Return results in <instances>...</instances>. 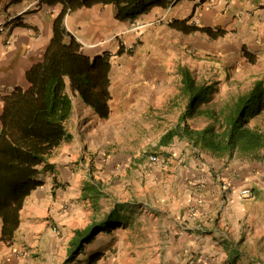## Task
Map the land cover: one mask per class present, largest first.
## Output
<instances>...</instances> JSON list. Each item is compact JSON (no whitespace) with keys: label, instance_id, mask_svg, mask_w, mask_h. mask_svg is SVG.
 <instances>
[{"label":"crops","instance_id":"1","mask_svg":"<svg viewBox=\"0 0 264 264\" xmlns=\"http://www.w3.org/2000/svg\"><path fill=\"white\" fill-rule=\"evenodd\" d=\"M167 1V8H154L134 23L117 22L111 5H95L65 17L71 42L84 55H112L111 115L106 121L99 120L77 94L67 89L74 105L67 123L72 141L61 144L49 161L55 166L51 176L58 183L70 184V177L58 172L57 167L68 164L73 154H81L90 143L97 147L111 126L120 129L127 119L131 123L136 117L148 116V110H164L169 94L179 92V66L189 68L197 81H217L221 86V75L226 71L218 69H224L231 59L244 60L243 47L255 56V65L264 60V0ZM50 3L52 0H0V97L17 86H27L25 72L41 59L52 36V21L60 11L59 5ZM173 20L224 28L229 34L217 41L198 33L184 35L168 26ZM193 52L197 60L191 59ZM1 109L0 101V113ZM159 118L165 120L164 115ZM170 128L164 129L159 139ZM141 133L146 132L142 129ZM158 144L155 151L164 158L154 152L160 163L153 164L147 156L142 166L138 165L140 175L147 177L148 171L159 174L173 156L181 162L172 170L178 184L149 198L151 205L143 203L137 219L134 212L127 213V225L112 231L111 242L101 249L104 256L97 264H124L121 260L127 249L135 253L130 264H264V157L253 159L236 153L218 159L178 138L168 145ZM122 166V171H129L125 164ZM52 178L43 177V185L25 199L12 244L0 241V264H33L15 263L9 258L11 252L23 256L25 250L35 247L39 252L64 253L70 232L61 239L54 237L51 219L38 220L39 214L31 204L33 194L52 187ZM128 189L132 194L136 187ZM243 189H250L253 197L240 195ZM61 199L59 202H63ZM129 202L132 209L134 204ZM55 216L61 225L72 221L69 213ZM133 220L141 222L135 225ZM129 227L137 232L123 243L119 239L116 242ZM137 253H141V260L136 258Z\"/></svg>","mask_w":264,"mask_h":264},{"label":"trees","instance_id":"2","mask_svg":"<svg viewBox=\"0 0 264 264\" xmlns=\"http://www.w3.org/2000/svg\"><path fill=\"white\" fill-rule=\"evenodd\" d=\"M167 0H52L60 11L52 21V36L40 60L25 72L26 87H15L0 97V241L12 244L20 225V212L25 199L43 185L39 176L51 170L53 152L71 140L67 123L73 113L77 94L97 118L106 121L111 115L110 79L111 56L103 53L94 58L84 55L65 26V17L77 10L95 5H111L119 23H134L154 8H167ZM184 35L201 34L210 41L224 38V28L188 24L187 20L168 23ZM121 52L119 48L118 53ZM242 57L250 65L256 58L245 47ZM181 77L178 96L184 109L159 139L158 145H168L175 138L185 139L194 149L215 158L232 157L236 153L249 158L264 157V81L256 79L245 90L216 104L219 82L197 81L186 66H179ZM195 123V125H193ZM158 147V146H157ZM156 150V149H155ZM150 154V153H149ZM153 154V153H151ZM105 188L87 182L82 199L92 203L107 197ZM94 208L99 204L95 203ZM128 201H113L101 220H94L72 231L64 245L62 264H72L105 231L125 227L126 214L133 212ZM57 229L56 225L53 226ZM86 253V252H85ZM104 253L95 251L86 264H97Z\"/></svg>","mask_w":264,"mask_h":264},{"label":"rangeland","instance_id":"3","mask_svg":"<svg viewBox=\"0 0 264 264\" xmlns=\"http://www.w3.org/2000/svg\"><path fill=\"white\" fill-rule=\"evenodd\" d=\"M194 54V52L190 54L191 59L197 60L198 57ZM188 59L190 60V57ZM209 61L214 60L210 59ZM218 70L226 71V73L221 75L222 84L218 88V93L214 96L216 104H221L235 95L239 88L245 90L256 79L264 81V60H261L257 65L248 66L245 60L240 58L238 60L231 59L224 69L220 67ZM184 104L185 102L178 96V92L173 91L163 103L164 107L162 109L164 110L154 112L148 110V116L136 117V120L131 123L127 119V122L120 129L111 126L110 132L106 131L102 135V140L97 147H92L93 143H90V148L84 147L83 150L81 149V154L79 152L73 154L72 160L68 164L65 163L57 167L58 172L70 177V184L67 182L58 183L56 177L52 178L51 175L54 174L55 167L53 164L51 170L42 171V178L41 175L39 176L40 180L43 181V177L49 176L50 179L52 178L50 182L52 187H43L36 194H33L31 204L34 203L35 211L39 214L38 220L44 221L50 218L52 221V225H50L52 235L61 239L67 232L72 233L74 229L83 228L94 220H101L107 214L114 200L120 202L131 201L134 204L132 210L135 214H133L137 219L139 212L142 211L140 207L144 206L143 203L151 205L148 202L149 198L160 195L168 189V186H170L171 191L178 184L179 179H175L176 171L172 172V170L181 164L180 158L171 156L170 162L167 163L168 165L166 164L168 169L164 167L165 169H162L159 174L158 172L148 171L147 177L143 174L140 175L141 170L138 165L145 162V159L147 160L149 153L156 152L157 156L164 158L159 150L155 151L159 134L176 123L179 111L183 109ZM150 113L151 115H149ZM161 115H164L165 120L159 118ZM259 118L261 122L264 121V115L259 116ZM103 125L108 126L105 123ZM142 129L145 130V135L141 133ZM71 141L72 139L64 142V144H69ZM122 164H125L129 171H122L124 167ZM140 165L142 166V164ZM133 180H135V184L131 183ZM87 182L100 187L102 184L107 197L93 203L90 200H83L81 197L82 188ZM134 185L136 190H133L131 194L128 192V188L134 189ZM61 198H63V202H59L62 200ZM56 203L58 205H55ZM95 203L99 204L98 208H94ZM54 212L60 217L69 213L72 221L68 225L58 224ZM133 222L138 225L141 220L138 222L133 220ZM54 225H57V229H54ZM56 230H58V233H56ZM135 232H137V229L132 231L129 227L126 235L118 236L115 241L117 242V239H119L123 243ZM113 235V232L109 235L105 231L102 232L92 244L85 247V251L72 264H86L89 254L95 251L101 252V249L111 242ZM35 240H39V238ZM30 251L25 250L23 256L18 252H11L9 259L15 261V263L16 261L19 263L21 261H32L33 264H62L65 256L64 253L58 255L53 251L39 252L37 247L31 248ZM133 254L135 253L127 249L123 253V260L121 261L124 264L133 263ZM56 257H58V261H53ZM136 258L141 260V253H137Z\"/></svg>","mask_w":264,"mask_h":264},{"label":"built area","instance_id":"4","mask_svg":"<svg viewBox=\"0 0 264 264\" xmlns=\"http://www.w3.org/2000/svg\"><path fill=\"white\" fill-rule=\"evenodd\" d=\"M148 160L150 163H153V164H158L160 163V160L158 159V157L156 155H150L148 157ZM240 195H243L245 197H253V193L250 189H243L240 191ZM56 233H58V230H56Z\"/></svg>","mask_w":264,"mask_h":264},{"label":"clouds","instance_id":"5","mask_svg":"<svg viewBox=\"0 0 264 264\" xmlns=\"http://www.w3.org/2000/svg\"><path fill=\"white\" fill-rule=\"evenodd\" d=\"M141 27H143V25H142ZM150 155H154V154H149L148 157H149Z\"/></svg>","mask_w":264,"mask_h":264}]
</instances>
